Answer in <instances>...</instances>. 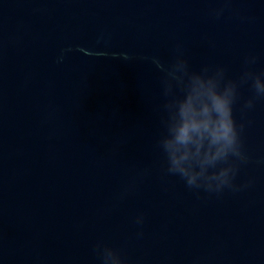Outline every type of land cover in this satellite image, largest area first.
<instances>
[{"label": "water", "instance_id": "water-1", "mask_svg": "<svg viewBox=\"0 0 264 264\" xmlns=\"http://www.w3.org/2000/svg\"><path fill=\"white\" fill-rule=\"evenodd\" d=\"M177 45L238 82L236 191L164 172L152 57L167 65ZM248 70L264 73V0H0V264H103L97 242L131 264H264V97L241 113Z\"/></svg>", "mask_w": 264, "mask_h": 264}, {"label": "clouds", "instance_id": "clouds-1", "mask_svg": "<svg viewBox=\"0 0 264 264\" xmlns=\"http://www.w3.org/2000/svg\"><path fill=\"white\" fill-rule=\"evenodd\" d=\"M222 11V7L216 9V15ZM255 59L249 56L245 62L251 64ZM152 60L162 70L163 132L156 145L163 156L165 174L178 177L189 190L217 195L226 189L238 190L242 187L235 182L239 166L250 159L242 139L244 122H238L234 112L238 82L226 78L222 66L190 68L179 45L169 64L157 57ZM240 80H250L254 93L240 106L243 114L257 97H264V73L248 70ZM142 221L140 214L136 223ZM96 247L103 264H131L110 245L97 242Z\"/></svg>", "mask_w": 264, "mask_h": 264}]
</instances>
